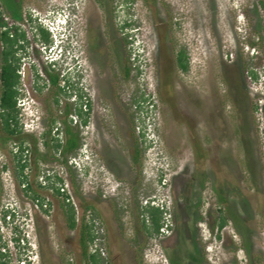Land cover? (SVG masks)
Masks as SVG:
<instances>
[{"label":"rangeland","instance_id":"1","mask_svg":"<svg viewBox=\"0 0 264 264\" xmlns=\"http://www.w3.org/2000/svg\"><path fill=\"white\" fill-rule=\"evenodd\" d=\"M69 1L72 0H9L19 9L16 20L11 19L10 10L0 2L10 19L22 24L30 40L27 55L34 65L26 70L23 81L24 90L32 98V101L28 100L39 117L38 127L26 131L37 139L35 146L29 142L28 161L32 169L29 172L28 168L27 174L32 177L35 171L39 182L42 168L60 171L54 181L66 184L65 193L79 213L85 210L81 202L93 204L94 201L97 217L105 230L106 259L103 264H136L137 245L133 238L141 235L132 213L131 193L139 179L137 194L140 203L153 196L169 202L171 223L168 235L139 238L144 264H199L194 261L197 253L200 257L204 253L207 264H252L251 257L255 258L253 264H264V2L78 0L76 18L68 34L74 48L70 55L63 51L57 56L53 68L60 72V76L68 74L72 87L66 86L60 77V86H65L70 95L59 96V117L50 126L48 109L54 105L46 93L49 81L44 56L52 59L56 50L40 53L35 41L30 39L31 31L25 19L27 14L31 17L33 12L41 14L52 9L63 8L72 12ZM82 7H85L84 13L80 15ZM85 18L91 27L100 21L109 23L107 29H111V37L122 38L121 58L118 62L116 58H110V72L104 77L92 71L86 57L78 29L80 19L85 23ZM157 22L169 23L171 40L177 47L185 49L188 58V70L176 74L173 86L178 117L158 93L155 74ZM228 63L237 67L242 80L244 109L240 112L226 96L220 66ZM79 64L84 69L81 79L78 78ZM124 68L129 70L126 76ZM252 73L257 76L255 81ZM78 90L82 94L81 105L86 104L88 113L84 124L74 123L68 115L70 122L80 130L81 146L76 154L69 156H76L78 165L67 163L66 166L60 161L58 151H46L42 141H51L53 127L62 130L63 107L66 102L78 104ZM73 93H76L74 101L71 99ZM191 97L199 99L194 109L190 106ZM241 120L244 123L248 120L250 135L257 148L256 185L248 182L240 162L241 148L232 138L234 125L241 124ZM48 127L50 134L44 136ZM133 136L142 139L138 147H144V150L141 165L130 166L128 158L133 150ZM195 139L200 142L198 151L201 157L195 154ZM2 150L8 158L12 178L9 154ZM193 156L195 163L191 161ZM35 160L38 169L34 168ZM201 167L202 171L204 167L207 171L203 174L207 179L205 185L199 171ZM0 180V208L7 206L15 213L14 220L2 223L0 228L11 262L15 257L11 232L14 225L28 240V251L20 250L22 258L27 260L24 264H61L62 259L77 262V232L65 228L53 191L48 188L41 191L49 205L48 211L43 212L39 206L33 205L34 200L16 190L13 178L11 187L7 181ZM214 186L216 190H226V193L238 192L246 200L248 210L243 216L250 242L247 246L249 254L242 249V238L230 218L222 232L210 228L218 210ZM76 189L82 201L75 196ZM234 208L231 203L227 211L232 212ZM197 215L201 217L194 220Z\"/></svg>","mask_w":264,"mask_h":264},{"label":"trees","instance_id":"2","mask_svg":"<svg viewBox=\"0 0 264 264\" xmlns=\"http://www.w3.org/2000/svg\"><path fill=\"white\" fill-rule=\"evenodd\" d=\"M0 2L3 7L6 6L7 9L10 10L12 16L11 19L16 20V18H19L20 13L17 6L9 2V0ZM263 2L264 1L261 0L262 4ZM155 25L158 33L156 46L157 56L155 58V74L158 80V93L163 101L167 102L170 105V107L174 111V114L178 117L179 113L176 112V105L174 103L175 97L173 86L176 81V74L178 72H186L188 70V58L186 56L185 49L182 46L177 47L175 45V42L171 40L169 35V23L167 24L166 22H157ZM18 29V26H13L11 28L12 35L9 34L8 29L0 32V147L1 149L7 150L9 154L11 173L16 190H20L24 194V196L30 198V200H37L39 208L43 212H46V210L42 208L43 197L41 195V191H46L47 186L41 185L37 181V174L35 171L34 173H32V177H30V174L28 175L27 173H25L24 168L26 166L29 168V172L32 169L29 161H22L20 153L13 154L8 148L9 142L12 141H16L20 146L24 142H30L35 146L37 142L35 136L22 130L17 121L18 108L16 106V99L19 95L18 85L20 83L19 74L17 73L20 56L18 55L19 51L17 50V48H23V45L19 42L20 40L29 42L28 38L26 37V33L23 30L19 31ZM31 38L33 41L40 39L47 46L51 43L49 33L38 25L35 26V30L34 32H32ZM232 64L233 63L224 64L223 66H220V70L223 82L226 85V96L234 104L235 109L240 112L244 109L242 98V80L239 70ZM128 72L129 70L127 68H124L123 73L125 76L128 74ZM45 73L47 75V80L49 81L48 89L46 90L47 97L51 100L52 105H54V107L48 109L50 111V115L48 118V122L50 125L57 119V117H59L57 114L59 96L62 94H66L68 96L70 95L68 91H66L67 88L65 86H60V77H63L62 79L66 86L71 88L72 84L69 80L68 74L63 73L60 76V72L58 70H54L50 66V64H47L45 66ZM251 76L254 79L257 78L256 74L254 73H252ZM38 93H40L39 87ZM77 95L78 104L73 105V102H66L62 110V114L64 116V119H62V133L64 136L63 142H58L57 138L54 137L51 138V141H49L48 139L42 141V145L45 147L46 151H59V154L61 156L60 161L66 166L68 165V157L70 155L76 154L81 146L80 130L77 125H74L70 122L71 120L68 119V115L71 112L76 113V115L80 118V123L84 124L88 113L81 107L82 105L80 99L82 94L79 90L77 92ZM196 100L198 101L199 99L196 98ZM196 100H194L193 97L190 98V106H192V109H194L193 107L199 104ZM191 101H193L194 104ZM209 108L210 107H208V109ZM253 108H255V106ZM130 120L132 121V119ZM189 124L191 123L189 122ZM234 126L236 128V132L238 133L240 141V162L243 165V169L246 173L248 182L250 184L256 185V181L258 178L259 161L255 157V151L257 150V148L255 147V142L250 135L251 133L249 129V122L248 120L245 123L243 121L241 124L240 122H237ZM190 127L192 128V125H190ZM49 134L50 129L48 127L43 135L46 136ZM139 140L142 141V139H139V137L137 136H133L131 138L133 150L132 154L128 158L130 166L135 164L141 165V157L144 147H138ZM193 145L196 149V156L201 157L202 154L198 151V149H200V142L195 139ZM126 163L127 162L124 161L125 167H127ZM34 168L38 169L37 160H35L34 162ZM140 182L141 179L137 181V186L134 187V191L131 193L133 204L132 213L135 218L137 232L141 235L137 238H133L134 244L137 245L134 256L136 264H144L141 257V245L139 243V238L143 237L144 240L148 236L158 233L159 228L162 224V211L158 207L150 204L143 205L142 203H140L137 194V188H139ZM52 191V194L57 200V204L61 212L62 221L65 228L67 230H76L78 238V261L72 262L67 259H62L61 264H103L104 259L102 257H100L98 254L90 253L88 250V244L91 241L92 233L90 231V225L84 220L83 216V212L88 209L95 216H97L98 211L96 210L94 201L93 204L81 202L85 210L82 213H79L78 216H76L75 206L66 195V193L60 192L57 187H53ZM0 192H2L1 180ZM74 193L75 196H77V198L82 201L83 198L77 189ZM216 197L218 210L217 214L212 220L210 228H215L217 232H219L222 226H224L228 221V218H230L231 221H233V225L236 228V231L242 238V249L246 254H249V249L247 246L250 242L247 237V228L244 226V217L247 215L248 210V204L246 200L242 196H240L238 192L235 193L234 191H229L228 193H226V190L222 189L217 190ZM231 203L235 205V208L232 210V212L227 211V208ZM14 216L15 213L11 208L2 206L0 208V228L2 227V223L6 224L7 222H12L14 220ZM200 217L201 216L197 215V217H194V220H198ZM241 229H243V231ZM11 232L13 234L12 245L15 249L14 262H11L7 242L2 240L0 234V264H19L20 262L24 264V261L27 262V260L26 258H22V256L20 255V250L23 252L28 251V240L16 225L13 226ZM201 256L202 257H200L197 253L194 261H199V264H207L204 253H202Z\"/></svg>","mask_w":264,"mask_h":264},{"label":"built area","instance_id":"3","mask_svg":"<svg viewBox=\"0 0 264 264\" xmlns=\"http://www.w3.org/2000/svg\"><path fill=\"white\" fill-rule=\"evenodd\" d=\"M68 5L73 10L72 12H66L63 8L59 9H52L51 11H47L46 13H38L33 12L31 14L32 19V27H30V34L32 35V32L35 30V26L38 25L42 27L44 30H46L49 33V36L51 38L50 45H46L44 42H42L40 39H37L35 43L38 46V49L40 53H45L46 50H56L55 57L54 58H47V56H44L45 63L50 64L52 68L56 67L57 64V56H61L63 51L68 53L72 52L71 49L74 48V42L72 43L69 40L68 34H70V30H72L73 22L76 18L75 12L78 10V0H72L68 2ZM0 32L4 30H9V34L12 35L11 28L13 26H18L22 29V24L16 23L15 21H12L10 17L6 14V12L3 10L2 6L0 5ZM23 30V29H22ZM21 42V41H20ZM65 44V45H64ZM28 51V50H27ZM33 61L29 59V56H23L20 59L19 66L17 69V73L19 74L20 83L18 85V91L19 95L16 99V106L18 108V115H17V121L19 126L24 131H30L38 127V112L34 109V105L32 102H29L28 98L31 99L29 92L24 90V78L26 74V70L29 67L33 68V64H31ZM34 73H39L38 70H34ZM257 79V78H256ZM252 78V80H256ZM76 93H73L71 96V99L74 101ZM83 109L86 110V104L84 103L82 105ZM69 117L73 120V122H80L78 119V116L76 114H69ZM56 131V132H55ZM51 134L54 136V138H57L58 142H63V133L62 130H58V127L55 126L51 129ZM9 149L13 154L20 153L22 157V161H28L29 155H30V144L27 142L22 143L20 146L16 141H12L9 144ZM79 150V149H78ZM59 153V151H58ZM67 163L69 165L71 164H77L76 156H71L68 158ZM78 167V166H77ZM79 168V167H78ZM28 167L26 166L24 168V172L27 173ZM60 172V171H59ZM53 170V169H47L42 168L40 170V175H38V180L41 185L47 186V188L51 191L53 186L56 185L58 190L60 192H65L66 184L62 181L55 182L54 179L59 176L60 173ZM0 179L7 181L8 186H13L12 184V178L11 174L8 168V158L6 154L3 152V150L0 147ZM163 184V183H162ZM69 197V195H68ZM70 198V197H69ZM34 206L38 207L39 204L37 200H34ZM167 201L163 199L156 198L155 196L151 198H147L144 200L143 205L150 204L155 207H158L162 211V224L159 228L158 233L154 234V238L160 237L163 234L168 235L171 232V223L170 220V213H169V206ZM48 200L46 199L42 202V208L48 211ZM6 207V206H5ZM79 215V212L76 211V216ZM84 220L90 225V231L92 233L91 241L88 244V250L90 253L98 254L100 257H102L104 260L106 259V247L104 245V234L105 230L103 227L102 222L100 219L95 216L89 209L85 210L83 212Z\"/></svg>","mask_w":264,"mask_h":264},{"label":"flooded vegetation","instance_id":"4","mask_svg":"<svg viewBox=\"0 0 264 264\" xmlns=\"http://www.w3.org/2000/svg\"><path fill=\"white\" fill-rule=\"evenodd\" d=\"M84 8L85 7H82L80 15H82V12L84 13ZM26 20L29 28L32 27L33 23L29 14H27V18L25 19V21ZM109 26H110L109 23L107 24L105 22L100 21L98 22V24L95 23V25L91 27V24L87 18H85V23L81 19H80V24L78 23V29L80 30L79 35L81 36V41L86 49V57L92 66V71L96 74L98 73L100 77H104L103 75H105L106 72L108 73L110 72L108 62L111 57H113L114 59L116 58L117 62L119 57L121 58L120 51L122 50V43H123L122 38L120 36L115 35L113 39L111 37V32H110L111 29H107V27L110 28ZM18 30L21 31L22 29L19 28ZM30 39L32 40V38ZM20 41L19 42L23 45V48L21 47L17 48V50L19 51L18 55L20 56L19 62L21 57L27 55V50H28L27 46L28 43H30V40L29 42H25L24 40H20ZM77 70H78V78L81 79L80 74L83 72L82 70L84 69L83 68L81 69V66L79 64L77 66ZM79 83L81 84V81ZM231 222H232V226L234 227L233 221ZM224 227L225 225L222 226L221 232L222 229H224ZM254 259H255L254 257H251L252 264L254 262Z\"/></svg>","mask_w":264,"mask_h":264},{"label":"crops","instance_id":"5","mask_svg":"<svg viewBox=\"0 0 264 264\" xmlns=\"http://www.w3.org/2000/svg\"><path fill=\"white\" fill-rule=\"evenodd\" d=\"M232 131H233V132H232V138H233V140L236 142V144L238 145V147H240L239 136H238V133L236 132V128H235V126H234V129H233ZM206 139H207V137H206ZM191 161L194 162V163L196 162V158H195V156L191 157ZM194 165H195V164H194ZM205 167H206V166H205ZM205 167H204L205 170L203 169V171H202V167H201V169L199 170V171H201L200 173H201L202 180L204 181V185L207 183V179H206V177L203 176V174L205 175V174L207 173ZM212 188H213L214 195L217 194L216 187L214 186V187H212Z\"/></svg>","mask_w":264,"mask_h":264}]
</instances>
